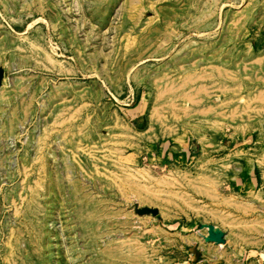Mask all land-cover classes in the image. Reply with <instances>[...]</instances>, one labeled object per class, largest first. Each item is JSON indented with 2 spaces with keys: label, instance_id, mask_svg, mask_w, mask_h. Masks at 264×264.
<instances>
[{
  "label": "rangeland",
  "instance_id": "1",
  "mask_svg": "<svg viewBox=\"0 0 264 264\" xmlns=\"http://www.w3.org/2000/svg\"><path fill=\"white\" fill-rule=\"evenodd\" d=\"M0 264H264V0H0Z\"/></svg>",
  "mask_w": 264,
  "mask_h": 264
}]
</instances>
